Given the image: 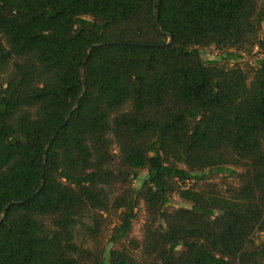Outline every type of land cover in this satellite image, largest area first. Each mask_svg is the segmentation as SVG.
Wrapping results in <instances>:
<instances>
[{"label":"trees","instance_id":"1","mask_svg":"<svg viewBox=\"0 0 264 264\" xmlns=\"http://www.w3.org/2000/svg\"><path fill=\"white\" fill-rule=\"evenodd\" d=\"M263 22L264 0H0V264H264Z\"/></svg>","mask_w":264,"mask_h":264},{"label":"rangeland","instance_id":"2","mask_svg":"<svg viewBox=\"0 0 264 264\" xmlns=\"http://www.w3.org/2000/svg\"><path fill=\"white\" fill-rule=\"evenodd\" d=\"M260 35L264 36V22L261 25ZM200 52L202 54L203 59H205L207 61L217 60L221 63L227 64L228 66H232L237 62V61H233V60L225 62L222 59L224 56V52L217 49L214 46L200 48ZM243 56H244V58L240 59L239 62H241V63L250 62L254 66H256L257 60L259 58V49L255 48L251 54H245ZM146 176H147V171L142 170L140 172L139 179H137L134 182V185L139 187L142 180ZM223 176H225V174H219L216 170H213V172L210 175V178L213 180H220ZM170 205H171V207H190L191 206L190 203H187L184 200H182L179 197V195H177V194L172 195ZM144 215H145V210H144L143 203H141L136 210V218L133 222V228H132V231L130 234L131 237L138 238V239H141L143 237ZM260 236H261V238L264 239V234H261ZM112 247H116V246L112 245Z\"/></svg>","mask_w":264,"mask_h":264}]
</instances>
